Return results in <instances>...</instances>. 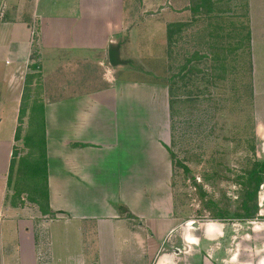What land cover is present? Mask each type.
<instances>
[{
	"label": "crops",
	"instance_id": "0c3cea01",
	"mask_svg": "<svg viewBox=\"0 0 264 264\" xmlns=\"http://www.w3.org/2000/svg\"><path fill=\"white\" fill-rule=\"evenodd\" d=\"M211 3L193 11L199 4L188 9L182 0H0V264H264L226 255L219 224L187 229L175 219L165 182L138 186L123 178L124 156L132 152L122 148L116 126H101L122 123L103 110L139 86L126 79L133 67L124 41L144 37L152 45L157 27H187L189 12L208 16ZM243 4L244 24L233 38L248 31L239 55L249 61L256 97L264 90V0ZM147 49L155 60V47ZM23 104L30 123L36 108L45 141V215L26 198L13 200L8 185Z\"/></svg>",
	"mask_w": 264,
	"mask_h": 264
},
{
	"label": "rangeland",
	"instance_id": "374dc122",
	"mask_svg": "<svg viewBox=\"0 0 264 264\" xmlns=\"http://www.w3.org/2000/svg\"><path fill=\"white\" fill-rule=\"evenodd\" d=\"M182 1L188 9L199 4V0ZM213 2L215 10L208 16L203 9L189 12L182 22L187 27L171 26L178 23L157 27L156 43L152 45L143 42L144 37L139 36L142 33L137 34L141 42L132 45L124 41V55L133 67V74L126 79L139 86L136 91L125 88L119 106L103 110L102 115H118L122 123L101 126H116L122 148L126 153L132 152L124 156L123 178L138 181V186H146V181L165 182L172 196L175 219L188 224L187 229L192 224L201 229L206 224L221 225L220 241L228 248L226 255L236 252L241 261H257L264 259V214L259 216L264 210V181L251 200L253 184L247 174L254 163H264V90L256 97L250 92L246 56H230L232 60L227 61L225 71L218 68V61L212 60L220 58L218 45H232L233 35L239 34L244 24V0ZM155 21L158 26L161 19ZM152 25L145 26L142 32L146 33ZM213 43L218 47L217 53L209 47ZM148 46L155 47V60H149ZM170 76L167 90L163 83ZM259 88L264 89V83ZM36 111L34 108L31 123L22 117L19 138L13 147L16 157L10 174L11 187L15 191L19 184L16 190L23 192L19 197L22 203L32 181L37 186L44 182L41 163L28 177L23 173L20 176L24 160L32 164L40 159L43 139ZM161 190L156 189L158 194ZM14 191L11 189L12 197ZM245 203L247 208L257 210L254 219L247 218ZM244 233L251 234L250 238L244 239ZM203 241L206 252L211 253V243ZM256 249L261 252L256 253Z\"/></svg>",
	"mask_w": 264,
	"mask_h": 264
},
{
	"label": "trees",
	"instance_id": "16d2710c",
	"mask_svg": "<svg viewBox=\"0 0 264 264\" xmlns=\"http://www.w3.org/2000/svg\"><path fill=\"white\" fill-rule=\"evenodd\" d=\"M211 5H212L211 0H199V6H197L195 9H193V11L198 10L200 7H202L206 11L207 8L211 7ZM248 36H249V34L247 31L244 38H241L239 41H234L232 45H228L227 43H225V45H218L219 49H218V47L214 46V43L209 45V47L211 48V50H213L214 53H217V49L220 50V53H221V55L219 56L220 58L217 59L216 57H213L214 55L212 56L213 61L216 60L219 62L218 68H222V71H225L226 67L229 66L227 61L232 60L230 58V56H233L235 54L239 55V51H242L247 46V43L244 44V39H246V41H248ZM232 40H234V38H232ZM110 50H112V49H110ZM110 50H109V53L111 52ZM195 59H196V55H195ZM245 64H246L245 67H247V78L249 80V78H250L249 61H246ZM170 81H171V77H170L168 82H170ZM168 82H166V84H168ZM248 84H249V87L251 89V84L250 83H248ZM168 87H170V86H168ZM250 92L252 93V89L250 90ZM169 104H171L170 101H169ZM24 111H25V105L23 104V106H21V110H20L19 123L21 122V119L24 115ZM39 129H40L41 134H42L41 125H39ZM18 132H19V127L17 128V133L15 135V141H17L19 138ZM25 139L30 140V141L32 140L31 137H25ZM42 139H43V136H42ZM39 156H40L39 161H37V159H38L37 158L34 162H32V164H30V162L24 160L23 168H21V170H20V173H21L20 176H22V173H23L24 177H28L30 175V173H34V171H37L36 169H34V166L37 167V164L41 163V169L43 170V173H44V177H43L44 182H43L42 186H40V185L37 186L34 183V181H32L33 183H30L28 185V186H30V185L31 186H30L29 191L27 192L26 199L28 202L36 205L42 215H45L46 213L49 212V210H48L49 207H48L47 174H46L45 141H44V139H43V144H41V147H40ZM15 157H16V154L13 151L11 165H10L11 169L9 172L8 185L12 184L11 179H10V174H11L13 167H14ZM27 169H28V171H27ZM247 178L253 184L252 191L249 194V199L252 200V198L255 196V192H257L258 187L264 181V163H254L252 165V169H250V171L247 174ZM18 186H19V184H18ZM18 186L15 185V191H14V186L11 187L12 190L15 192L13 197H12L13 200L15 198H17V200H19L21 193H23V192H20L21 190H18V191L16 190V187L18 188ZM252 193H253V195H252ZM243 206H244V208L248 209V211L246 210V214L248 216L247 218L254 219L256 217L257 210L253 211V210H251V207L247 208L246 203Z\"/></svg>",
	"mask_w": 264,
	"mask_h": 264
},
{
	"label": "water",
	"instance_id": "95a60500",
	"mask_svg": "<svg viewBox=\"0 0 264 264\" xmlns=\"http://www.w3.org/2000/svg\"><path fill=\"white\" fill-rule=\"evenodd\" d=\"M193 227H196V225H195V224H193Z\"/></svg>",
	"mask_w": 264,
	"mask_h": 264
}]
</instances>
